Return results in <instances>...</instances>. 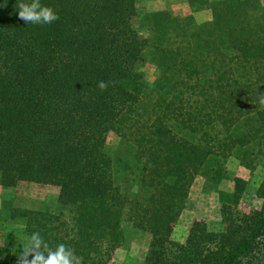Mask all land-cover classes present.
<instances>
[{"label":"trees","instance_id":"1","mask_svg":"<svg viewBox=\"0 0 264 264\" xmlns=\"http://www.w3.org/2000/svg\"><path fill=\"white\" fill-rule=\"evenodd\" d=\"M41 2L59 16L51 25L26 24L17 0H0V186H55L58 209L10 206L23 241L6 242L0 264H18L34 231L53 248H73L83 264H110L125 224L151 235L143 264H264V182L255 191L259 205L242 211L247 182L233 179L221 231L194 221L184 242L169 237L209 163L216 180L233 152L264 138L259 5L253 17L247 0L215 4L200 33L182 28L168 44L134 28L137 0ZM153 16L159 32L169 28L168 18ZM147 51L159 71L151 88L141 70ZM110 132L132 143L152 190L144 203L114 184Z\"/></svg>","mask_w":264,"mask_h":264},{"label":"rangeland","instance_id":"2","mask_svg":"<svg viewBox=\"0 0 264 264\" xmlns=\"http://www.w3.org/2000/svg\"><path fill=\"white\" fill-rule=\"evenodd\" d=\"M223 1L232 0H137V16L133 19V26L141 37L151 42L163 41L172 44L174 33H183V29L187 34L200 33L199 26L212 19L214 5ZM252 4L259 5L260 10L264 11V0H247L245 6L249 15H257L250 10ZM159 13L164 19L171 21L167 23L169 28L163 32H159L155 25L159 17L153 16ZM160 33L165 34L162 36ZM156 64L153 52L147 51L141 70L150 88L159 76ZM105 149L112 159L114 184L126 196L146 202L152 190L141 180L140 165L132 143L110 132L106 136ZM244 150L249 155L245 163L241 160ZM212 164L211 161L205 171L193 181L180 216L170 228V239L184 242L194 221L204 223L212 232L221 231L223 222L220 208L222 203L228 202L234 178L247 182L246 194L239 203L240 209L249 211L259 205L255 191L264 182V138L257 140L248 149L233 152L221 163V176L216 180L211 178ZM6 190L8 193L0 198L6 199L3 202L9 203L14 209L40 208L44 205L52 208L53 212L58 209L55 200L59 189L55 186L35 187L21 184L15 189ZM9 212V208L0 205V243L4 246L7 242L11 246V241H15V245H20L23 241L21 226L11 221ZM123 227L124 243L115 251L110 264H143L151 241L150 233L131 225L125 224ZM7 235H11L9 239Z\"/></svg>","mask_w":264,"mask_h":264},{"label":"clouds","instance_id":"3","mask_svg":"<svg viewBox=\"0 0 264 264\" xmlns=\"http://www.w3.org/2000/svg\"><path fill=\"white\" fill-rule=\"evenodd\" d=\"M18 18L26 24L51 25L59 19L57 13L50 7L44 6L41 0H17ZM97 87L107 90L108 82L99 81ZM259 104L264 106V93L259 94ZM23 251L17 255L18 264H83L82 257L64 243L55 248L42 237L39 231L25 237Z\"/></svg>","mask_w":264,"mask_h":264},{"label":"crops","instance_id":"4","mask_svg":"<svg viewBox=\"0 0 264 264\" xmlns=\"http://www.w3.org/2000/svg\"><path fill=\"white\" fill-rule=\"evenodd\" d=\"M7 194L8 191L6 190V188H2L0 186V197H3L4 194ZM6 199L0 198V205H4L5 208H10L11 205H9V203L3 202ZM57 200V199H56ZM55 200V201H56ZM3 202V203H2ZM15 207V206H14ZM25 209V208H24ZM26 209H31V210H40V211H51L52 208L44 205V207H40V208H26ZM3 244V243H2ZM0 243V257L2 256L3 250H4V246Z\"/></svg>","mask_w":264,"mask_h":264}]
</instances>
